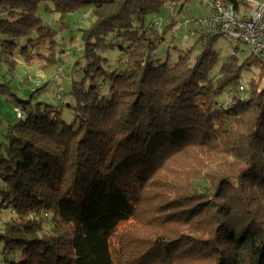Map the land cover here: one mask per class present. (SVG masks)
<instances>
[{"label": "trees", "instance_id": "1", "mask_svg": "<svg viewBox=\"0 0 264 264\" xmlns=\"http://www.w3.org/2000/svg\"><path fill=\"white\" fill-rule=\"evenodd\" d=\"M42 1L0 0L8 73L19 56L59 63ZM49 2L60 29L92 9L85 78L71 123L60 106L17 100L26 116L0 140V264H264V61L233 53L215 73L222 35L202 29L194 61L161 64L164 33L147 18L179 0ZM114 47L124 67L107 73L100 53ZM253 63L260 75L240 92Z\"/></svg>", "mask_w": 264, "mask_h": 264}, {"label": "rangeland", "instance_id": "2", "mask_svg": "<svg viewBox=\"0 0 264 264\" xmlns=\"http://www.w3.org/2000/svg\"><path fill=\"white\" fill-rule=\"evenodd\" d=\"M46 4H49L50 9H53L49 0H43L39 15L45 24L57 31L55 55L59 63L48 69H42L44 61H39L38 58L34 57L31 63L27 65L19 56L17 57L18 65L14 72L8 73L5 66L0 67V83L8 84L12 92L11 95H0V140L4 138L9 126H13L21 120L17 117L15 108H19L24 117L26 116V110L23 109L22 104L17 103V100L30 102L26 106L34 113H38L39 105H41L39 106L41 111L46 106H60L63 121L71 123L75 119L73 108L75 100L71 91L75 81H82L85 78L86 62L83 32L92 25L94 15L91 8L80 10L69 15L67 17L68 26L60 29L57 24L59 15L46 10ZM241 8L244 10L245 5L241 4ZM208 16L207 4L201 0H179L175 7L168 4L160 12L149 16L147 23L153 24L160 32L164 33L163 41L155 51L154 58L161 64L168 62L169 65H174L181 55L189 53L191 60L194 61L201 51L198 42L199 32L202 28H207L203 22L200 23L199 21L206 20ZM21 43L23 44L24 41ZM214 50L218 55L215 73L219 71L231 54L235 53L240 62L243 63L253 52L252 46L249 44L240 42L235 46L230 41L228 34L216 38ZM100 55L103 59V68L107 73L119 71L124 67L126 56L119 47L105 49L101 51ZM247 68L243 71L240 80V85L244 88H248L250 80L257 79L260 75L258 63H253L249 69ZM59 71H62L61 77L56 79L59 76ZM261 80L260 87L263 89L264 76ZM102 84L103 81L97 82V85ZM89 85L90 82L86 81V86ZM102 91L105 92L106 89ZM227 95L228 92H225L219 97V100L225 101ZM121 227H124V224Z\"/></svg>", "mask_w": 264, "mask_h": 264}, {"label": "built area", "instance_id": "3", "mask_svg": "<svg viewBox=\"0 0 264 264\" xmlns=\"http://www.w3.org/2000/svg\"><path fill=\"white\" fill-rule=\"evenodd\" d=\"M206 2L209 9V16L206 20H200L207 28H202L213 35H226L230 41L237 46L243 42L252 46L253 54L260 60L264 58V1L245 0L248 7L246 14H241L233 4H226L224 0H201ZM198 24V23H197ZM62 71L58 72V78ZM240 92L245 91L244 87H238ZM60 92L58 97L60 98ZM17 117L24 119V115L15 108Z\"/></svg>", "mask_w": 264, "mask_h": 264}, {"label": "crops", "instance_id": "4", "mask_svg": "<svg viewBox=\"0 0 264 264\" xmlns=\"http://www.w3.org/2000/svg\"><path fill=\"white\" fill-rule=\"evenodd\" d=\"M239 1V0H238ZM242 1H245V0H242ZM256 1H259V2H261V1H264V0H256ZM245 5V9L244 10H242V8H241V6H240V8H239V11H240V13L243 15V14H246V12L248 11V7H247V5L246 4H244Z\"/></svg>", "mask_w": 264, "mask_h": 264}]
</instances>
